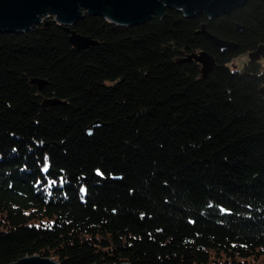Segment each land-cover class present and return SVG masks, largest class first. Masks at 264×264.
<instances>
[{"label": "trees", "instance_id": "16d2710c", "mask_svg": "<svg viewBox=\"0 0 264 264\" xmlns=\"http://www.w3.org/2000/svg\"><path fill=\"white\" fill-rule=\"evenodd\" d=\"M72 29L0 32V264H264V0Z\"/></svg>", "mask_w": 264, "mask_h": 264}, {"label": "water", "instance_id": "95a60500", "mask_svg": "<svg viewBox=\"0 0 264 264\" xmlns=\"http://www.w3.org/2000/svg\"><path fill=\"white\" fill-rule=\"evenodd\" d=\"M247 0H0V32H25L46 18L53 16L55 20L64 25L69 33L70 42L77 49H85L99 42L91 36H86L72 29L73 25L82 19L85 13L90 15H103L107 20L118 25L130 26L144 23L146 20L157 16L162 18L168 7L181 10L187 16L205 13L209 19H215L229 14L233 10L245 5ZM203 33L207 34L222 50H234L233 45L207 30L204 24ZM241 29V28H240ZM263 46L250 53V58L257 60L261 57ZM195 60L202 64L204 75H207L215 66V59L207 52L193 53L182 61ZM39 87H43L47 81L35 78ZM56 101L45 99L43 105L55 104ZM97 122L96 127L102 125ZM89 135L93 134V128H88ZM120 176H117V178ZM13 264H59L57 261L32 256L23 258ZM130 264V263H122Z\"/></svg>", "mask_w": 264, "mask_h": 264}, {"label": "rangeland", "instance_id": "374dc122", "mask_svg": "<svg viewBox=\"0 0 264 264\" xmlns=\"http://www.w3.org/2000/svg\"><path fill=\"white\" fill-rule=\"evenodd\" d=\"M249 61L248 53L235 59L232 64H230L233 70L235 69H242L244 65Z\"/></svg>", "mask_w": 264, "mask_h": 264}, {"label": "flooded vegetation", "instance_id": "af4514ba", "mask_svg": "<svg viewBox=\"0 0 264 264\" xmlns=\"http://www.w3.org/2000/svg\"><path fill=\"white\" fill-rule=\"evenodd\" d=\"M251 53H252V52H251ZM249 55H250V54H249ZM249 55H248V56H249Z\"/></svg>", "mask_w": 264, "mask_h": 264}]
</instances>
